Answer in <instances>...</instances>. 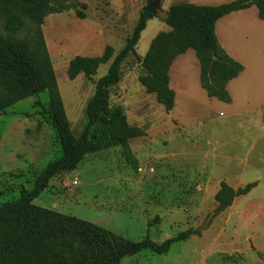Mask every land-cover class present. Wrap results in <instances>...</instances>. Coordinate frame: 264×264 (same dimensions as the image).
I'll return each mask as SVG.
<instances>
[{
	"label": "rangeland",
	"instance_id": "rangeland-1",
	"mask_svg": "<svg viewBox=\"0 0 264 264\" xmlns=\"http://www.w3.org/2000/svg\"><path fill=\"white\" fill-rule=\"evenodd\" d=\"M232 1L195 4L218 6ZM186 2L193 4L192 0L162 2V12L148 22L136 54L123 63L120 83L110 89V106L121 108L128 124L146 133L129 143L134 158L119 146L93 152L73 172L52 179L34 205L135 243L149 237L162 244L189 230L200 234L172 245L165 255L146 250L121 264H264V142L259 143V129L248 126L257 110L209 99L202 92L193 50L178 57L170 69V86L176 92L172 112L167 113L139 82L146 74L143 60L151 42L171 30L166 13ZM83 3L88 7L85 20L70 11L48 17L43 26L76 138L86 127L87 104L111 62L92 78L81 75L71 81L67 76L70 61L76 56H102L108 46L115 56L119 54L148 0ZM255 13L252 9L229 20L237 31L225 38L235 54L246 57L251 51L253 30L260 25ZM49 111V96L43 93L0 115V204L16 200L23 189L31 190L37 177L63 158L64 148ZM261 121L264 126V118ZM221 182L234 189L255 182L258 186L214 217ZM60 253L68 262L87 259L84 248L72 239Z\"/></svg>",
	"mask_w": 264,
	"mask_h": 264
},
{
	"label": "trees",
	"instance_id": "trees-1",
	"mask_svg": "<svg viewBox=\"0 0 264 264\" xmlns=\"http://www.w3.org/2000/svg\"><path fill=\"white\" fill-rule=\"evenodd\" d=\"M255 7L264 21V0H235L219 6L181 3L166 13L169 32L158 34L143 60L144 76L139 78L146 92L155 95L167 113L175 108L176 92L170 86L174 61L193 50L200 66V85L209 99L232 102L228 85L245 70L222 48L216 25L224 17ZM87 5L79 0H0V115L14 105L47 93L50 119L64 148V156L50 164L36 179L31 190L0 204V264H121L143 251L162 256L172 245L200 235L189 230L156 244L149 237L131 242L95 224L34 205L52 179L73 172L85 157L112 147H122L134 158L129 143L146 136L128 124L121 108L110 106V89L121 81V67L136 54L147 24L155 16L142 12L124 48L115 56L106 47L102 56H76L68 66L71 81L84 75L92 78L101 66L111 62L107 74L98 80L86 107L87 124L76 138L70 128L57 77L45 40L43 26L48 17L73 11L76 18H87ZM258 182L234 189L221 182L215 195L214 217L230 209L238 198L247 196ZM68 239L84 248L85 261L68 262L60 253Z\"/></svg>",
	"mask_w": 264,
	"mask_h": 264
},
{
	"label": "crops",
	"instance_id": "crops-1",
	"mask_svg": "<svg viewBox=\"0 0 264 264\" xmlns=\"http://www.w3.org/2000/svg\"><path fill=\"white\" fill-rule=\"evenodd\" d=\"M79 1L83 3L84 0ZM192 1L193 4H195L203 0ZM195 5L203 6L202 4ZM252 9L258 16V10L253 7L248 10L232 13L222 18L216 25V35L222 48L231 56V58H233L236 62L241 63L245 68L244 72L236 80H233L229 83L227 89L231 96L232 102L230 104H227L226 106L234 107L237 104L240 106L243 105L245 107H249L248 109L257 110L254 111V113L257 112V116H255L254 119L248 122V126L254 124L259 129V143H261L264 142V126H262L261 121L264 118V21H261L258 18L260 25L253 30L252 44L248 45H251V51L248 52L246 57L235 54L233 51H231L225 38L227 33L232 34L236 33L237 31L236 28L230 25L229 20L238 14H246ZM220 28H224V30H222L221 32L224 38H222V36L220 35ZM250 64H252V67H250ZM202 92L206 94L203 89ZM212 100L217 101L215 99ZM256 103H258V105ZM254 105L257 106L254 107ZM255 120H257V122H255ZM255 144H258V140H255ZM261 144L263 145L264 143Z\"/></svg>",
	"mask_w": 264,
	"mask_h": 264
},
{
	"label": "water",
	"instance_id": "water-1",
	"mask_svg": "<svg viewBox=\"0 0 264 264\" xmlns=\"http://www.w3.org/2000/svg\"><path fill=\"white\" fill-rule=\"evenodd\" d=\"M164 0H148L147 6L143 9V12L151 15H157L162 12V2Z\"/></svg>",
	"mask_w": 264,
	"mask_h": 264
}]
</instances>
